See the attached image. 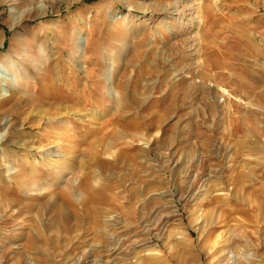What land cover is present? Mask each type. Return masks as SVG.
I'll return each instance as SVG.
<instances>
[{"label":"rangeland","instance_id":"1","mask_svg":"<svg viewBox=\"0 0 264 264\" xmlns=\"http://www.w3.org/2000/svg\"><path fill=\"white\" fill-rule=\"evenodd\" d=\"M0 264H264V0H0Z\"/></svg>","mask_w":264,"mask_h":264},{"label":"bare ground","instance_id":"2","mask_svg":"<svg viewBox=\"0 0 264 264\" xmlns=\"http://www.w3.org/2000/svg\"><path fill=\"white\" fill-rule=\"evenodd\" d=\"M177 4H178V2H177ZM147 9V8H146ZM152 9V8H151ZM169 9V8H168ZM148 10V9H147ZM155 10V9H154ZM165 11V9L164 8H162L160 11L162 12V11ZM175 10V9H174ZM178 10V9H177ZM136 11H146L145 10V8H143L142 6H141V4L138 2V3H134V4H132V6H131V14L129 15V17L127 18V19H124V18H119L118 19V17L114 20V23H124L125 24V28H124V33H123V36H122V39H121V43L119 44L120 45V48L117 50L116 48H115V51L114 52H117L119 55H122V52H123V50H124V52H126V51H128V50H130L129 49V43H130V41H131V43L133 42V38L134 37H138V35H136V33H139L138 32V29L140 28V27H142V24H143V22H139V24H138V27H136L137 29H133L132 30V26H133V23H134V19H135V16H136V14H132L133 12H136ZM172 11V10H171ZM170 10L169 11H165L163 14H165V16L166 17H164V18H166V19H164V20H162V23H161V27L162 26H164L165 27V29L164 30H162L161 29V27L160 28H158V29H160L161 31H159V32H154L155 33V35H157V34H159L158 36L160 37V39H162L163 41H165V43H166V35H170V33L171 34H174V30H175V26H176V23H177V21H180L178 18H175V22H170V23H168L170 20H173V18H171V17H169L170 15H172L173 13L171 12ZM147 12V11H146ZM153 12V11H152ZM156 12H158V10L156 11ZM182 14V13H181ZM175 15V14H174ZM177 17V16H176ZM178 24V23H177ZM137 31V32H136ZM164 31H166V32H164ZM164 33V34H163ZM141 35H142V33H141ZM121 37V36H120ZM243 37V36H242ZM244 38V37H243ZM157 39V36H155V37H153V35L151 36V40H150V43H153V41H155ZM124 55V54H123ZM118 58H120V59H118V60H120V62L123 60L121 57H118ZM116 65V64H115ZM120 65V64H119ZM126 65L125 64H122V66H120V67H125ZM115 67V66H114ZM118 67V66H117ZM39 99V98H38ZM17 101V100H16ZM38 101H40L41 102V104L42 105H40L39 103L40 102H38ZM33 102H35V103H33ZM36 102H38V103H36ZM55 102V101H54ZM16 103V102H15ZM29 103H31V105L33 106V108H35V110L37 111V113H39L38 115H39V118H37V124H38V122H40V121H42L43 120V118H42V115H41V112L43 111V112H45V113H47L48 111H50L51 109H55V108H58L59 107V104H55V106H52L51 104H49L48 102H42V100L40 99V100H36V98H31L30 99V101H29ZM49 105L50 106V108L48 109V111H46V110H44L43 108H42V106L44 107V105ZM35 106H37V107H35ZM37 109H40L39 111L37 110ZM32 111H34V109L32 110ZM32 113V112H31ZM33 122H35V121H33ZM32 122V123H33ZM32 126V125H31ZM32 128H33V126L32 127H30V130H32ZM37 128V127H36ZM95 141V140H94ZM98 141V140H97ZM93 144L94 143H91V144H88V146H87V148H91L92 146H93ZM107 144V143H106ZM57 152H51V155L53 154V155H58V154H56ZM30 175V174H29ZM84 189H86V188H84ZM98 190V189H97ZM87 191V190H86ZM101 191V190H100ZM86 193H88L89 194V191L88 192H86ZM92 193L93 194H95V195H97L98 194V191H96V189H95V191H93L92 190ZM54 196V195H53ZM89 196H90V194H89ZM55 197V196H54ZM45 198V197H44ZM57 198V197H56ZM90 198H92V197H90ZM51 199V198H50ZM50 199H49V201H50ZM88 199H89V197H88ZM48 200V199H47ZM49 201H46V202H49ZM87 201V200H86ZM90 201V200H89ZM93 201V200H92ZM52 202V201H51ZM58 203V202H57ZM57 203L55 202V200L51 203V206L52 205H57ZM47 206H48V208L49 207H51L48 203H45ZM46 205H45V207H46ZM58 205H59V203H58ZM61 206H62V203H61ZM47 208V207H46ZM47 208V209H48ZM100 212V211H99ZM57 213L59 214V216H62V217H64V215H63V210L60 208V207H58L57 208ZM96 213V212H95ZM94 213V214H95ZM97 213H98V210H97ZM57 214V215H58ZM98 215H100L99 213H98ZM78 216V215H77ZM76 217V216H75ZM111 217V216H110ZM107 218V219H102L103 220V222H104V226L106 227V226H109L110 224H111V226H112V223H111V221H112V218ZM77 218V217H76ZM114 218V217H113ZM222 220H224V219H222ZM117 222V221H116ZM114 224V223H113ZM115 225V224H114ZM113 225V226H114ZM110 227V226H109ZM105 230V229H104ZM111 235V234H110ZM113 235V234H112ZM238 236H240L239 234H237V236H227V237H225L222 241H221V243H220V247H219V249H218V251H219V257H222V250L223 249H227V248H229V246H231V244H228L229 243V238L230 237H232V241H236L237 240V238H238ZM115 237V236H114ZM108 238V237H107ZM113 238V237H112ZM116 240V243H117V240H118V238H115ZM120 240H121V238H119ZM110 240V239H109ZM106 241V240H105ZM122 241V240H121ZM97 245V244H96ZM102 245V244H101ZM108 245V244H107ZM106 245V246H107ZM119 245H120V243H119ZM103 246V245H102ZM112 246V245H111ZM103 248V247H102ZM102 248H101V251H103L102 250ZM105 249H107V248H105ZM86 250V249H85ZM90 250V249H89ZM98 250V249H97ZM112 250H114L115 251V249H112ZM111 250V251H112ZM90 251H92V249L90 250ZM123 251V250H122ZM94 252V251H93ZM104 252V251H103ZM102 252V253H103ZM99 253H101V252H99ZM105 253V252H104ZM116 253V252H115ZM119 252H117V254H118ZM115 256V255H114ZM113 257V256H112ZM119 257V256H118ZM117 258V257H116ZM155 262V261H154Z\"/></svg>","mask_w":264,"mask_h":264}]
</instances>
